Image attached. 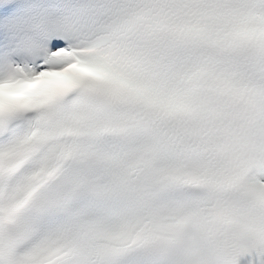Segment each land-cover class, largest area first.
Segmentation results:
<instances>
[{"label":"snow or ice","instance_id":"snow-or-ice-1","mask_svg":"<svg viewBox=\"0 0 264 264\" xmlns=\"http://www.w3.org/2000/svg\"><path fill=\"white\" fill-rule=\"evenodd\" d=\"M0 264H264V0H0Z\"/></svg>","mask_w":264,"mask_h":264}]
</instances>
